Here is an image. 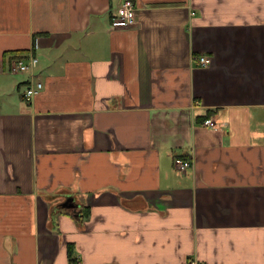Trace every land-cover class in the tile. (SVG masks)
Masks as SVG:
<instances>
[{
  "label": "crops",
  "instance_id": "crops-1",
  "mask_svg": "<svg viewBox=\"0 0 264 264\" xmlns=\"http://www.w3.org/2000/svg\"><path fill=\"white\" fill-rule=\"evenodd\" d=\"M134 1L0 0V264H264V0Z\"/></svg>",
  "mask_w": 264,
  "mask_h": 264
},
{
  "label": "built area",
  "instance_id": "built-area-1",
  "mask_svg": "<svg viewBox=\"0 0 264 264\" xmlns=\"http://www.w3.org/2000/svg\"><path fill=\"white\" fill-rule=\"evenodd\" d=\"M137 21V5L134 0H123L122 4L118 7L117 11L111 19V27L115 29L129 28L134 25ZM39 46L38 41H35L34 49ZM38 58L35 55L26 58L14 59L11 64L12 71L14 72H31V70L37 65ZM199 63L202 66H209L212 63V58L203 55L199 58ZM44 87L42 81H36L33 84H29L24 92V97L26 100L30 101L33 96L39 93ZM205 124L214 127L215 122L212 119H206ZM175 165L181 171H187L191 167V162L189 160H184L182 158L175 159ZM189 264H202L197 260L189 261Z\"/></svg>",
  "mask_w": 264,
  "mask_h": 264
},
{
  "label": "trees",
  "instance_id": "trees-1",
  "mask_svg": "<svg viewBox=\"0 0 264 264\" xmlns=\"http://www.w3.org/2000/svg\"><path fill=\"white\" fill-rule=\"evenodd\" d=\"M8 57L10 59H18V58H27V56H25L26 54H22L20 52H15V53H7ZM196 56V54H195ZM210 113H208L206 116L203 117L202 121H205L207 118H209ZM81 201V202H80ZM79 203L81 204V215L83 218H88L90 215V208L89 206H87L85 204V202L83 200H80ZM53 214H59V212H56V210H52ZM67 252H68V256L70 259V262L72 264H77V259L74 256V244L69 242L67 244Z\"/></svg>",
  "mask_w": 264,
  "mask_h": 264
},
{
  "label": "water",
  "instance_id": "water-1",
  "mask_svg": "<svg viewBox=\"0 0 264 264\" xmlns=\"http://www.w3.org/2000/svg\"><path fill=\"white\" fill-rule=\"evenodd\" d=\"M63 207H72V208H78V204L73 202L72 199L68 198L67 201H65L64 203H62Z\"/></svg>",
  "mask_w": 264,
  "mask_h": 264
},
{
  "label": "rangeland",
  "instance_id": "rangeland-1",
  "mask_svg": "<svg viewBox=\"0 0 264 264\" xmlns=\"http://www.w3.org/2000/svg\"><path fill=\"white\" fill-rule=\"evenodd\" d=\"M215 126H216V123H215ZM215 126H214V127H215Z\"/></svg>",
  "mask_w": 264,
  "mask_h": 264
}]
</instances>
